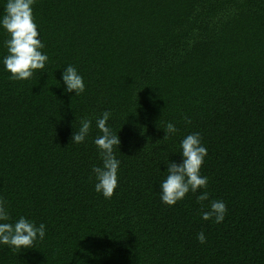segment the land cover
Listing matches in <instances>:
<instances>
[{
	"label": "trees",
	"instance_id": "16d2710c",
	"mask_svg": "<svg viewBox=\"0 0 264 264\" xmlns=\"http://www.w3.org/2000/svg\"><path fill=\"white\" fill-rule=\"evenodd\" d=\"M33 14L49 60L19 81L0 64V196L46 236L20 253L0 245V264H264V0H36ZM67 64L79 96L63 91ZM105 110L121 141L111 199L92 174ZM82 118L89 136L72 143ZM169 121L179 131L163 138ZM193 132L209 200L168 206L165 162ZM215 199L219 224L201 218Z\"/></svg>",
	"mask_w": 264,
	"mask_h": 264
},
{
	"label": "clouds",
	"instance_id": "9594fccd",
	"mask_svg": "<svg viewBox=\"0 0 264 264\" xmlns=\"http://www.w3.org/2000/svg\"><path fill=\"white\" fill-rule=\"evenodd\" d=\"M35 2L36 0H6L3 14L0 15V29L7 33V38L3 41L6 54L0 58V64L10 73L9 78L13 81L30 79L37 70L43 72L49 60L33 14ZM61 79L65 93L74 92V96H79L86 91L83 76L72 64H67L63 69ZM111 117V110H105L95 117V127L99 134L93 139L101 161L92 167L94 190L105 199H111L118 187L121 166V160L115 152L121 141L118 133L108 123ZM185 122L190 124V118L186 117ZM92 124V119L82 118L79 129L72 134L71 142L85 143ZM162 129L165 133L163 138H171L179 131L172 121L167 122ZM180 149L179 162L169 159L165 162L167 176L160 182L161 202L173 206L191 192L196 194L197 203L203 205L204 201L209 200V193L201 190L207 189L209 178L201 173L207 156L201 134L193 132L186 135L180 140ZM227 211L223 200H211L206 210L202 211L201 218L219 224L224 221ZM45 236L46 225L43 222L37 225L25 216L13 221L6 199L0 196V245H7L13 252L20 253L24 249L33 248ZM196 238L199 243H206L203 230L197 233Z\"/></svg>",
	"mask_w": 264,
	"mask_h": 264
}]
</instances>
